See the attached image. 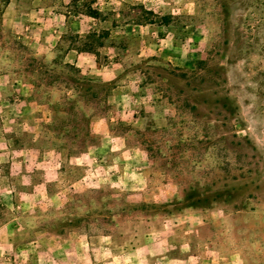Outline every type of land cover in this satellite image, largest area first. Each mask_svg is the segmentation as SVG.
<instances>
[{
  "label": "rangeland",
  "instance_id": "1",
  "mask_svg": "<svg viewBox=\"0 0 264 264\" xmlns=\"http://www.w3.org/2000/svg\"><path fill=\"white\" fill-rule=\"evenodd\" d=\"M160 227L149 264H264V0H0V264H148Z\"/></svg>",
  "mask_w": 264,
  "mask_h": 264
},
{
  "label": "crops",
  "instance_id": "2",
  "mask_svg": "<svg viewBox=\"0 0 264 264\" xmlns=\"http://www.w3.org/2000/svg\"><path fill=\"white\" fill-rule=\"evenodd\" d=\"M107 67L108 66H104L99 71L97 70L98 73L103 74V75H109L108 76L109 79H111L112 77L114 78V77H116L118 75L117 72L110 71ZM80 71H83V70L80 69ZM111 104H112L111 105L112 107H116V108H118L120 110V112H123V110H122V108H123L122 105L123 104L122 103L114 104V103L111 102ZM112 116H113L112 114L108 115V117L110 119L113 118ZM91 120H93V126L102 127V121L107 120V117L106 116H95ZM93 154L94 153L91 150L83 151L81 154L76 155L74 157V159H75V161H78V162H87L93 157ZM51 168L53 170L54 177H56L57 173L59 172V161H58V159L55 158L53 160ZM188 211L189 210L184 209V210H182L181 212L178 213L180 215L179 217L182 218L181 221H186L187 222V220H185V219L187 217L186 215L188 214ZM186 222H184V224H182V226H181L182 231H183V239L182 240H183V242L185 244H188L189 240H190V236H191V234H190L191 227ZM168 228H171V225ZM160 230H161V231H159L160 235L158 237H156V238H155V236H153V234H149V235L145 236V240H144L145 247L144 248H145V250L148 253V255L145 254V258L149 261V262H147L148 264L150 263V258L152 256H156V254H159V255L161 254L160 253V251L162 249V244L161 243L165 239V238L162 239V237H163L162 235H164L165 232L162 231L161 227H160ZM161 233H163V234H161ZM166 238H167V241L169 242V240H170L169 234H167ZM190 257H191L190 253L183 252V254L180 257H178V260L180 261L181 264H191Z\"/></svg>",
  "mask_w": 264,
  "mask_h": 264
},
{
  "label": "trees",
  "instance_id": "3",
  "mask_svg": "<svg viewBox=\"0 0 264 264\" xmlns=\"http://www.w3.org/2000/svg\"><path fill=\"white\" fill-rule=\"evenodd\" d=\"M202 201H208V200L206 198H196L195 200H191L187 205L188 206L196 205Z\"/></svg>",
  "mask_w": 264,
  "mask_h": 264
}]
</instances>
